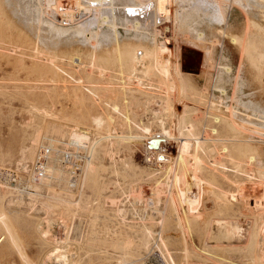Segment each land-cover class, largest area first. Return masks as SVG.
<instances>
[{"label": "rangeland", "instance_id": "374dc122", "mask_svg": "<svg viewBox=\"0 0 264 264\" xmlns=\"http://www.w3.org/2000/svg\"><path fill=\"white\" fill-rule=\"evenodd\" d=\"M47 1L0 0V36L6 40L3 45L6 49L1 51L9 55V58L0 56V169L18 162L32 161L41 145H49V138H60L59 134L56 135L57 133L53 131L54 129L59 128L68 133L71 128L75 127L78 131L85 133L86 145L91 144V161L95 164L94 173L92 175L88 173L86 177L84 175V178L82 176L84 184L82 182L83 190L80 193L70 190L64 180L46 178L44 185L48 187L49 194L41 198L34 210L31 207L27 208L22 198L16 195L0 200V264H51L52 262L46 258L47 253H51L54 260L69 259L65 264H72L74 261L79 264H111L119 260L122 253L111 247L106 248V253L101 252L102 238L108 237V241H112L120 237V232L122 237L128 234L137 243L141 239L139 229L145 223L150 225L158 245H154V240H151L153 247L140 248L139 259L135 262L130 263L124 258L126 264H264V203H262L264 202L262 199L264 196V59L256 57L252 51L238 47L231 40L233 36L242 40L250 39L256 44H261V48L264 49V28L259 27L260 25L264 27V0H168L169 15L167 16L166 14L156 15L153 10L155 9L154 0H135L133 3L136 6L124 0H81L82 7L80 8L74 5L76 4L74 0H70L71 2L49 0L54 5L47 4L49 2ZM122 2L126 3L124 4L126 6ZM112 3L116 6L113 7ZM45 7L48 10L44 12ZM28 11L31 19H27L25 15ZM8 12L15 16L10 14L12 21ZM43 12L45 14H42ZM113 12L114 16H117L115 21H119L120 24L118 26L122 35L120 42L125 39L122 45L138 41V45L152 49L154 47L152 44L160 46L163 44V37H166L165 44L171 50L164 54L167 65L170 66L168 82L167 79L161 82L159 88L151 85L155 95L168 98L169 107L168 103L165 104L163 100L159 103L158 98L151 99L147 105L142 103L132 104L128 108L120 107V110L126 113L130 121L136 122V125L132 123L131 132H125L126 138L118 140L99 136L94 128V122L81 115L78 106L67 96L72 86L66 81L68 78L63 75V72L55 71L59 74L61 81L60 84L54 85L48 80L50 76L38 77L37 74L28 70L38 61L29 55L23 58L26 69H17L12 65V62L15 64L19 58V49L15 45L21 42L18 38L21 32L28 30V34L32 33L31 36L37 31V33H44V36L48 34L46 38L42 36L46 39L45 45L43 44L45 39L43 40L41 36L39 39L37 34L35 36L40 41L37 43L44 45L40 46L44 48L49 46L50 50L48 48L47 51H51L54 42L59 40L57 43H61L66 37L76 33L75 31H78L76 29L83 28L82 26L85 28L87 22V27L96 28L101 19L109 18ZM129 12L130 15H128ZM154 13L153 17H157L156 21L152 17ZM19 14L22 15L19 16ZM140 18L142 20L145 18V20L142 21ZM46 20L53 25H49ZM89 20H94L92 26ZM138 21H141L139 26L141 24L147 31L155 29L156 32L158 27L160 31L157 30L159 32L156 37L158 41L155 39L156 42H150L153 40L154 30H151L152 35L149 32V37L146 38L143 37V30H135V33L132 28L138 24ZM42 22H46L47 26ZM33 23L40 30L32 32L35 27ZM83 23L84 25H81ZM127 23H130L128 25L131 27L127 26ZM104 24L103 30L108 23ZM75 26L77 28L72 29ZM57 27H61L64 31H58L60 29ZM68 27L71 29L68 30ZM42 29L45 30L42 31ZM161 33H164L162 38ZM4 35L8 38L6 39ZM35 36L32 38L34 39ZM29 38L30 36L27 37L26 42L30 40ZM50 38L53 41L48 40ZM55 38L56 41H54ZM127 40H129L128 43ZM32 46L33 43L29 45V47ZM177 46L181 54L180 59L176 54ZM184 57L185 61L182 60ZM6 62L11 64L6 66ZM177 62L180 66L183 64L185 71L191 74L186 88H182L176 72ZM63 68L72 70L68 63L63 64ZM112 75L113 81L117 82L115 78L117 76ZM74 77H78L77 73H74ZM33 79L35 81L39 79V82ZM153 79L159 80L158 77ZM11 80L14 83L10 82ZM44 80L48 81L45 83ZM149 82L144 83L150 85ZM151 83L158 85V82ZM6 89L9 91H5ZM46 93H51L53 98L50 100L45 98ZM164 106L170 108L171 111H166ZM232 111L237 119L231 115ZM50 112L53 113L49 115ZM156 112H160L159 114L166 118L165 125L169 130L171 129L170 132L175 141L171 139L172 137L164 140L165 147L161 149L163 154L155 153V159L149 160L146 134L142 132L140 126L150 124L156 129L152 132L154 138L150 143L163 142V139L160 141L162 135L155 126L154 113ZM213 116L237 120L239 127H237L236 134L242 144L239 150L241 153H251L254 156L252 162H245L241 168L236 169L233 168L234 164L231 159L219 155V151H216L222 145L219 139L227 137L204 132V129H207V133L209 132L208 128ZM74 117L77 119L75 120ZM73 119L77 122H72ZM182 119L186 124L196 121L194 125L200 132L197 136L200 137L201 142H203V137L207 140L202 143L205 147L204 150L199 149L198 157L191 156L190 159L188 157L184 178L172 188L170 194L176 211L180 215V225L176 223L172 215L165 216V220L161 223V211L168 208L170 202L165 195H161L160 201L156 202L153 191L156 189V181H166L167 172L175 169V159L181 155L182 157L188 155L179 149L180 141L186 138L183 133L184 138H181L180 134L181 126L184 125ZM113 127L127 131L126 127L116 121ZM69 137L71 136L66 134L59 142H55L54 146L49 147L57 149L56 145L66 143ZM112 141H115L117 149L114 159H110L106 152ZM246 145L248 149L244 148ZM211 159L223 162L228 169H221L219 165L213 166L210 163ZM54 161L52 159L49 164L62 169L59 161L56 164ZM259 161H261L260 164ZM100 164L105 165V170L99 168ZM140 167L147 172H154L150 175L139 174ZM194 171L197 174L196 178L193 177ZM64 174L66 176L65 172ZM213 176L216 179L224 178L226 181L220 180L218 186L211 181ZM103 182L107 183L106 187L100 186ZM231 192L236 194L237 200L232 201L230 205L223 204L220 199L221 194L228 196ZM110 196L115 197V203L110 202ZM116 209H122L125 212L124 219ZM141 215L145 216V221L138 219ZM231 226L238 227L240 231L237 234L234 233L230 230ZM44 230H48V236L44 235ZM254 235L255 238L258 236L257 247L252 242ZM54 237L60 241L56 243L52 240ZM56 245L59 246L54 247ZM64 246H68L71 252L64 251ZM213 249H215L214 253L211 251ZM256 256L259 258L258 262H256Z\"/></svg>", "mask_w": 264, "mask_h": 264}, {"label": "bare ground", "instance_id": "6f19581e", "mask_svg": "<svg viewBox=\"0 0 264 264\" xmlns=\"http://www.w3.org/2000/svg\"><path fill=\"white\" fill-rule=\"evenodd\" d=\"M68 1H70V0H68ZM74 1H76V4H74V5H76L78 8L82 7L81 6L82 5L81 4V0H74ZM124 1H128V2L132 3L133 6L135 5L134 4L135 3V0H124ZM133 1H134V3H133ZM154 1H155L154 2L155 9L153 8V10H155L154 12H156V15L157 14H159V15L166 14V16L169 15L168 14V10L169 9L167 8V4L169 3L168 0H154ZM49 2L47 4H51V2L50 3ZM52 2H53V0H52ZM107 3H109V2L107 1ZM113 3H112V6L113 7L116 6V5H113ZM115 3H116V1H115ZM52 4L54 5V3H52ZM58 4H59V1H58ZM122 4L124 5L126 3H123L122 2ZM0 5H1V3H0ZM106 5H108V4H106ZM138 5L139 4H137V6ZM263 5H261V6H263ZM10 6H12V5L10 4ZM96 6H98V4ZM124 6H126V5H124ZM53 7L54 6H52V8ZM107 8H109V7H107ZM65 9H64V11H65ZM109 9H111V8H109ZM122 9H124V8H122ZM129 9H131V8H129ZM46 10H48V9L46 8L44 10V12ZM55 10H57V9H55ZM69 10H70V8H69ZM102 11H101V13H102ZM10 12L12 13V11H10ZM13 12H15V10H13ZM44 12L42 14H45ZM130 12H129L128 15H130ZM11 13H9V17H10V14ZM116 13H117V11H116ZM122 13H124V11ZM114 14L115 13L113 12V14H111V16L109 18L108 17H105V18L101 19L99 21V24L97 22L98 25H97L96 28H94V27L93 28H89L90 26L87 27V23H88L87 22L85 24V28H84V26H82L83 28L76 29V30H78V31H75L76 33H73V35H70V36L66 37V39L65 40H62L61 43H57V42H59V40H58L57 42H54L53 44L51 43L52 44V46H51L50 45V42H49L48 44L51 46V48L53 47V50H51V51H47L48 48H49L48 50H50V47L49 46H48V48H46L47 46L45 48L42 47V46H40V45H43L44 42H46V39L45 38H46V36L48 34L47 35L45 34V36H44V33L43 34L41 32L40 33H37L38 32L37 30L39 29V27L37 25H35V23H33L35 25V27L33 28L32 32L33 31L34 32L37 31V32H35V34H33V36H31V34H32L31 31H30L31 34H28V30L27 31H23L20 34H18V38L21 39V42H20V44H16L15 47L17 49H19V58H17L15 64H13V62H12V65L16 66L17 69H22V70L23 69H26L27 67H25V64L23 62V58H24L25 55H29V57H32L34 59H37L38 61L36 63H34L33 65H31L28 70L31 73L37 74L38 77L39 76L40 77L50 76V78L48 80H49L50 83H53L54 85H57V83L60 84V81H61V78L59 77V74H57L55 71L58 70V71L63 72V75H65L68 78V80H66V81L68 82V84L70 83V85L72 86V88L70 89V93H68L67 96L69 97V99L72 100V102H74L78 106V110L81 113V115L84 116L85 118L91 119L92 122H94V124H95L94 125V128L97 130V134L99 136L101 135L102 137H105L107 139L112 138V139L118 140V139L126 138V136L124 134L125 132H128V133L131 132L130 130H131V124L132 123L134 125H136V122L130 121L129 118H128V116L126 115V113L123 110L122 111L120 110V107H122V108H128V107H131L132 104L138 105V104H142V103L147 105L150 102V100L153 99V98L160 99V102L159 103H162L161 102L162 100L165 101V104L168 103V98L167 97H166L167 99H165L164 97H160L159 95H155L153 93V90L154 89L151 88L152 87L151 85H154V86H156V87L159 88V84L161 82L165 81L166 79H167V82H168L169 75H170V70H169V67L170 66L167 65V62L165 60L164 54L165 53H168V52H171V50H170V47H168L165 44L166 43L165 42L166 41L165 40L166 37H163V34L164 33L163 34L161 33L162 34L161 38L163 37V39H162L163 40V42H162L163 44L158 43V44H160V46H156L157 44H152L154 46L153 47L151 45L153 47L152 49L145 48L142 45L140 46L137 43L138 41L137 42L135 41V43H134L131 40H130L131 43L129 42L130 44L122 45V42L125 39L122 42H120V37L122 36L121 35L120 28L118 27L120 24L118 23L119 21L118 22L115 21V18L117 19V16H114ZM11 15L13 16L14 14H11ZM20 15H22V14H19V16ZM25 15L27 16V19L28 18L31 19L30 18L29 11ZM154 15H155V13L152 14V17ZM125 16H126V14H125ZM13 17H15V16H13ZM135 17H136V15H135ZM21 18H22V16H21ZM136 18L139 19V17H136ZM156 18L157 17L154 18L155 21H156ZM12 20L13 19L11 18V21ZM33 20H34V18H33ZM40 20H42V18ZM94 20H89V23L91 24V26H92V23H94ZM132 20L134 21V19H132ZM140 20H142V18H140ZM143 20H145V18ZM29 21L31 22V20H29ZM24 22H26V21H24ZM30 22H28V23H30ZM46 22H48V20H46ZM71 22H73V21H71ZM139 22H141V21H138V24H136L134 26L132 24V26L134 27V28H132L134 30V32L136 33L135 30H139V31L143 30L144 31L143 37L145 36V38H146V37H149V34L152 35L153 32H150V31L151 30L152 31L154 30V33H153L154 35H152L153 40L150 39L151 40L150 42H152V41L156 42L155 39H156L157 35L160 32L158 30V27H157V30L159 32L157 30L155 32V29H150V31H147L146 29H143V27L141 26V24L139 26ZM42 23H44V22H42ZM45 23H44V25H45ZM104 23H106V24L108 23L107 26L104 27L105 30H103V24ZM131 23H132V21H131ZM48 24L50 25L52 23H49L48 22ZM128 24H130V23H127V26H130ZM68 25H70V23H68ZM81 25H84V23L81 24ZM81 25H80V27H81ZM45 26H47V25H45ZM17 27H18V25H17ZM259 27H261L260 29H263L264 28L261 25ZM43 28H44V26H43ZM53 28H55V26ZM65 28H67V27H65ZM75 28H77V26H75L74 28L72 27V29H75ZM153 28H155L154 27V24H153ZM253 28H254V26H253ZM46 29H47V27H46ZM57 29H60L58 31H64V30L61 29V27L60 28L57 27ZM69 29H71V27L70 28L68 27V30ZM24 30H26V29H24ZM43 30H45V29H42V31ZM65 31H66V29H65ZM66 32H68V31H66ZM221 32L223 34V31H221ZM47 33H48V31H47ZM59 33H61V32H59ZM62 33H65V32H62ZM36 34L39 36V39L42 36L45 37V38L42 37L43 40L45 39L44 41L42 40L43 41V44H40V43L38 44L37 43V41H39V40L36 39V36H35ZM50 34L51 35L52 34L54 35V33H50ZM132 34H133V32H132ZM137 34H138V31H137ZM5 35H7V34H5ZM5 35H4V37L6 39L8 38V36H10L9 34H8V36H5ZM60 35H62V34H60ZM28 36H30V38H29L30 40H28V42H26ZM34 36H35L34 39H36V41H34V39L32 38ZM140 37H142V35ZM48 38H49V36H48ZM62 39H64V38H62ZM134 39H136V38H134ZM48 40H52V39L50 38ZM147 40H148V38H147ZM173 40H174V38H173ZM231 40L234 43H236V45L238 47L245 48V49H247L249 51H252L255 54L256 57L263 58L264 59V49L261 48V44H258V43L256 44L255 41H251L250 39L242 40L241 38L240 39L239 38H236V36L235 37L234 36L231 37ZM54 41H56V38H55ZM128 41L129 40H127V43H128ZM5 42H6V40H3L2 39V36H0V56L1 57L4 56V57H8L9 58V55H7V52L5 53V52L1 51L3 49H6L3 46L5 44ZM31 43H33V46L32 47H29V45ZM177 47H178V49H177V53L176 54H177L178 59H180V57H181L180 55L181 54H180V51H179V46H177ZM9 50L15 51L16 49H9ZM13 51H11V52H13ZM27 51H30V53H27ZM202 54H203V58H204V53L202 52ZM169 55L171 56V54H169ZM8 58H6V59H8ZM29 60H31V59L29 58ZM182 60L185 61L186 60L185 57L182 58ZM65 63H68L71 66V69L72 70H66V69H64L63 68V64H65ZM8 64H11V63L8 62ZM8 64L6 62V66ZM174 65H176V64H174ZM202 65H203V62H202ZM226 67L228 68V66H226ZM173 68H174V66H173ZM12 69H14V68L12 67ZM229 70H230V68H229ZM186 71H185V66L183 64L181 66H180L179 63L176 65V72L179 75L178 77L180 79V83L182 85V88H186L188 86V81H190L189 78H190L191 74L187 73ZM15 72H16V70H15ZM74 73H77V75H78L77 78L74 77ZM112 74H115L117 76V77H115L116 80H117V82H114L113 81V75ZM26 75H29V74H26ZM63 75H61L62 78H63ZM172 76H174V75H172ZM155 77H158L159 80L158 81H155L153 79ZM2 79H3V77H2ZM9 79H11V78H9ZM29 80H31V79H29ZM33 80L35 81V79H33ZM33 80H32V82H34ZM48 80H46V81H48ZM13 81H14V79H13ZM13 81L11 80L10 82L14 83ZM36 81L39 82V79L36 80ZM46 81H45V83H46ZM145 81H150L148 83L150 85H147V83H144ZM153 81L154 82H158V85H156L157 83L156 84H152L151 82H153ZM174 81H175V79H174ZM3 82H7V81H3ZM42 83H44V82H42ZM22 85H23V83H22ZM165 86H166V84H165ZM15 87H17V86H15ZM192 87H193V84H192ZM17 89H20V88H17ZM62 89H64V88H62ZM176 90H177V88H176ZM202 90H204V89H202ZM5 91H7V89ZM63 91H65V90H63ZM165 91L167 92V89ZM54 92H55V90H54ZM222 92H224V91H222ZM0 93H1V91H0ZM2 94H4V93H2ZM62 94H60V95H62ZM63 95H65V93ZM45 98H48L50 100V99L53 98V96H52L51 93H46L45 94ZM232 100H233V98H232ZM167 106L169 107V103H168ZM167 106H164V108H165L166 111L168 110L170 112L171 110ZM166 108H168V109H166ZM225 108H227V106ZM161 110H162V107H161ZM51 113H53V112H50L49 115ZM159 113L158 112L154 113V117L156 118L155 126L159 130V132L161 133L162 136H160V138H161L160 141H162V139H163V142L150 143V141L154 138V133H152V132L155 131L156 129L152 128V126L150 124H142L140 126L142 132L146 134L147 147L149 149V151H148L147 154H148L149 160L150 159H155V153L157 154L158 152H161L162 151L161 149L163 147H165L164 140H167L168 138H171L172 137L171 132H170L171 129L169 130L167 128V126L165 125L166 118L163 115H160ZM115 114H118L120 116L118 117ZM231 115H233V111H232V114ZM54 116H56V115H54ZM233 117L236 118L235 115H233ZM179 118H181V117H179ZM227 118H229V117H227ZM74 119L76 120L77 118L74 117ZM74 119H73V121L72 120L71 121L72 122H77V121H74ZM115 121L116 122H119L121 124V126L126 127L127 128V131L117 130L116 128H114L113 125H114V122ZM181 121L184 123V125L181 126V133H180L181 134V138H184L182 136V133L185 135L186 138L183 139L182 141H180L179 149H180L181 152H184L185 154H188V155L186 157H182V155H181L180 157L178 156V158L175 159V162H174L175 163L174 164L175 169L173 171L172 170H169L167 172V174H166L167 175L166 181L157 180L156 181V186H155L156 189H154V191H153V193L156 196V202L157 201H160V196L161 195H165V197L168 200V202H170L169 207L166 208V209H163L161 211V213H162V215H161L162 216V219L160 220V222L163 223V220H165V218H164L165 216H167V215L168 216H171L172 215L173 216V219L176 221V223L178 225H180V217H179L180 215H178V213L176 211L175 204H174V202H173V200L171 199V196H170L171 191H172V188H174L176 186V184L178 182H180L184 178L185 171H186V168H187V162H188V160L190 159L191 156L192 157H198L199 156L198 155L199 154L198 151H199V149H203L204 150V147L205 146L202 143L205 140H207L206 137H203V139H202L203 142H201L200 137L197 136V135L200 134V132H199V130L196 129V127L194 125V123H196V121L190 122L189 124H186L185 121H183V119ZM238 121H240V119H238ZM198 122L200 124V121L197 120V123ZM237 127H239V124H238L237 120H234L233 118L232 119H221L218 116H213L212 121H211V124H210V126L208 128V131L209 132L208 133L206 132L207 129H204V132L206 134H211V135H224V136L227 137V138L219 139L222 142V145L216 151L217 152L219 151V153H220L219 155L221 157L223 155L224 157H228V159H231L232 162H233V164H234V167L233 168L239 169V168H241L243 166V163H245V162H248V163L249 162H252L254 160V156L251 153H248V154L241 153V151L239 150L240 147L242 146V144H240L241 140H239V138L237 137V134H236ZM242 127H245V126L243 125ZM248 128H250V127H248ZM250 130L252 131L251 128H250ZM53 131L57 133L56 135L59 134L60 138H53V137L49 138V145H48V147L49 146H54V143L55 142L56 143L59 142L63 138V136H65L66 134H67V136H71L67 140V142H66L67 144L73 145L75 147H78V146L86 147L88 149L89 153H90V158L87 159L85 161V163L83 164V166H82V176H83V178H84V175L86 177V174H88V173H90L92 175V173H94L95 164L92 163V161H91L92 160L91 159V154H92L91 144L90 145L89 144L86 145L85 133L78 131L75 127L71 128V130L68 133L63 132L59 128L54 129ZM248 132H250V131L248 130ZM191 136L193 137V139L190 140L189 138ZM131 137L132 136L130 135V138ZM171 139H173V137ZM173 140L175 141V138ZM251 141H254V140H251ZM115 146H116L115 141H112L110 143L109 149L106 150V152L108 153V156H109L110 159H114V156H116V152H117L116 150L117 149H116ZM214 146H215V144H214ZM244 148L245 149H248L249 147H248V145H246ZM52 150H53V153L50 155L49 161H51L52 159H54L55 160L54 162L56 164L59 161V158H58V149L52 148ZM163 151H164V149H163ZM207 151H208V149H207ZM32 156H33V154H32ZM188 157H189V159H188ZM151 161H153V160H151ZM260 162L261 161H259V164H260ZM49 163H48V167H47V171H48V177H47V179L48 180H51L53 178H56V179L61 180V181L64 180L67 183V176H65V174H64V172H65L64 167L61 166L62 167V169H61V168L57 167L56 165L49 164ZM210 163L213 166L216 165V167L219 165L221 167V169H224V170L228 169L227 168V165L224 164L223 162H218L217 160L211 159L210 160ZM155 164H157V163H155ZM204 164H206V163H204ZM104 166H105L104 164H100L99 168L102 169V170H105L106 167H104ZM171 167H172V165H171ZM216 167H215V169H216ZM142 168L143 167H140L139 168L140 169L139 174L150 175L151 173L154 172V171H148L147 172L145 169H142ZM117 173L119 174V172H117ZM221 175H222V173H221ZM153 177L155 178V176H153ZM193 177L194 178L197 177L196 171L193 172ZM220 180H225L226 181V179H224V178L223 179H220V178L219 179L218 178L216 179V177H214V176L211 177V181L214 184H218V183L220 184ZM82 182H83V180H82ZM83 184H84V182H83ZM106 184L103 182V183H101L100 186L101 187H103V186L106 187L107 186ZM115 184L117 185V183H115ZM219 184H218V186H219ZM263 192H264V190H263ZM12 195H13V193L11 192V190H9V188L7 186H5V185H3V184L0 183V200H4V199H7V198L9 199ZM71 195H73V194H71ZM128 195L131 197L130 194H128ZM137 195H139V197H140V194L139 193ZM221 195H222V198H220L221 199V202L223 204H225V205H230V204H232V201H236L237 200L236 194L233 193V192H231L228 196L226 194H223V193ZM262 199H264V196H263ZM109 200H110L111 203H115V201H116L115 200V197H113V196H110L109 197ZM140 200H142V199H140ZM150 201H151V198H150ZM255 203L256 202L254 201V204ZM262 203H264V202H262ZM69 205H70V202H69ZM191 205H193V204H191ZM150 206H152V205H150ZM260 206H261V201H260ZM116 210L119 212V214L123 215L122 217L124 219L125 218V216H124V213L125 212H123L122 209H116ZM134 212H135V210H134ZM104 214H106V213H104ZM136 214H138V213L136 212ZM138 219L139 220H142V221H145V216L144 215H141ZM219 223H220V221H219ZM187 225H189V223ZM254 225H255V223H254ZM261 227H260V230H261ZM230 230H232L236 234L240 231L239 228L238 227H235V226L234 227L231 226V229ZM233 232L231 234H233ZM258 232H260V231H258ZM43 233H44V235L48 236V233L49 232H48V230H44ZM139 233L141 235V239L137 243L128 234H126L125 236L122 237L121 234H120V232H119L120 237H117L116 239H113L112 241L111 240L108 241V237L102 238L101 243L103 244V248L101 249V252L106 253V248L107 247H111L113 250H118V251H120L122 253V257L119 260L118 259L115 260V262H112L111 264H126L125 261L123 260L124 258H126L127 261H129L130 263L135 262V261H137L139 259V256L138 255L140 254V248L141 249L142 248L148 249L151 246V240H154V245H158V242H157V240L155 238V235H154L152 229L150 228V225H148L147 223L141 225V227L139 229ZM254 234H255V232H254ZM258 234L260 235V233H258ZM158 236H159V234H158ZM233 236L235 237V235H233ZM257 238H258V236H257ZM257 238H255V235H254V238L252 240V242L255 243V246H256V244L258 245ZM260 238H261V236H260ZM52 240L55 241L56 243L60 241L56 237L52 238ZM66 241H67V239H66ZM57 246H59V245H56L54 247H57ZM54 247H52V248H54ZM151 247H153V246H151ZM158 248H159V246H158ZM215 249H213L211 251H213V253H214V250ZM64 251H67V252L70 251V249L68 248V246H64ZM202 251H204V250H202ZM73 252H75V251H73ZM159 252H161L160 249H159ZM185 253H186V251H185ZM209 254H211V253H209ZM169 257H170V255H169ZM46 258H47V260L49 262L56 263V264L57 263L58 264H65L67 260L69 261V259L54 260L52 258V254L51 253H47L46 254ZM255 258H254V260H255ZM257 258H256V262H258V260H259V258L258 259ZM72 264H79V262L74 261V262H72Z\"/></svg>", "mask_w": 264, "mask_h": 264}, {"label": "built area", "instance_id": "2783aa9c", "mask_svg": "<svg viewBox=\"0 0 264 264\" xmlns=\"http://www.w3.org/2000/svg\"><path fill=\"white\" fill-rule=\"evenodd\" d=\"M59 144L56 145L58 158L66 172L67 187L80 193L83 190L82 166L90 158V153L83 146L75 147L65 142ZM52 153L51 147L42 145L32 161H22L0 169V183L7 186L13 195L21 197L27 208L36 209L41 198L49 194L44 182L48 177L47 167Z\"/></svg>", "mask_w": 264, "mask_h": 264}]
</instances>
